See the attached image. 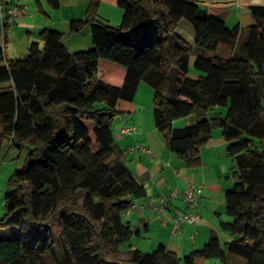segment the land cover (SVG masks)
Segmentation results:
<instances>
[{
    "label": "trees",
    "instance_id": "trees-1",
    "mask_svg": "<svg viewBox=\"0 0 264 264\" xmlns=\"http://www.w3.org/2000/svg\"><path fill=\"white\" fill-rule=\"evenodd\" d=\"M46 1L60 8L59 0ZM110 1L124 11L120 26L101 19L100 0L71 24V34L91 26V50L70 52L67 35L54 30L22 59H8L0 47V84H7L0 88V152L9 141L27 153L7 183L0 216V229L18 227L20 235L0 240V264H106L101 250L121 261L122 247L140 234L123 216L147 191L117 163L113 125L118 104L133 101L143 82L154 89L157 129L187 167H198L213 131H223L238 181L226 193L232 221L221 228L234 240L212 237L184 258L163 245L152 253L131 248L125 262L264 264V6L251 7L244 57H235L240 25L230 28L192 0ZM182 21L192 26L194 47L177 33ZM192 56L197 79L188 75ZM107 67L118 71L115 78ZM217 107L227 109L224 117L211 116ZM190 116L194 126L174 129Z\"/></svg>",
    "mask_w": 264,
    "mask_h": 264
},
{
    "label": "crops",
    "instance_id": "crops-1",
    "mask_svg": "<svg viewBox=\"0 0 264 264\" xmlns=\"http://www.w3.org/2000/svg\"><path fill=\"white\" fill-rule=\"evenodd\" d=\"M59 1L60 8L52 9L46 0H2L4 9L15 5L26 9V15L9 26L6 32L4 46L8 59L25 58L33 43H39L42 47L41 34L48 30L67 35L65 44L72 53L93 49L94 41L90 25L85 26L79 33L71 34L72 22L84 20L92 0ZM100 1L99 14L102 20L110 25L122 21L123 9L110 0ZM192 1L208 9L211 14L223 18L228 26L231 23L230 28L240 25V41L233 55L244 57L243 46L247 40L242 42V45L240 42L244 30L248 38V28L253 24L251 7L264 6V0ZM1 29L0 19V47L3 44ZM177 33L179 34L178 31ZM186 41L194 47L195 37L194 40ZM195 61L196 56H192L189 60V77L198 74ZM109 70L112 72L108 73V79L115 78L114 73L118 71ZM201 75L200 73L198 77ZM117 80L122 83L123 74ZM6 86L7 84H0V88ZM153 100L154 89L147 83H141L133 101H121L118 104L117 110L120 115L113 125V136L119 150L117 163L129 169L147 191L145 198L133 200L134 208L123 216L124 222L133 231L140 233L133 237L130 247L143 252L144 244L141 241L137 246L132 242L136 239H147L151 248L163 245L168 251L184 258L194 251L201 250L212 237H218L222 244L232 242L233 236L222 230L221 223L232 221L227 214L226 193L233 190L238 181L235 175L237 162L228 154L229 144L223 139V131L221 129L213 131L212 141L201 151V164L194 168L187 167L184 161L167 148L164 136L157 129ZM212 112H215L216 116L224 117L227 110L224 112L222 107H217ZM194 124L195 118L190 116L176 120L173 127L181 130ZM125 127H134L136 133L123 134L122 129ZM144 148L147 152L143 150ZM26 154L9 141L4 143L0 152V216L5 211L7 183L23 168ZM189 185L204 187L203 196L199 199L200 205L195 210L198 220L195 225L184 224L175 233L176 218L189 210L188 203L183 198V193ZM174 191H178L177 196L171 199L164 210H160V199L171 195ZM19 235L18 227L0 229V240L17 239ZM207 261L199 258L195 264H208Z\"/></svg>",
    "mask_w": 264,
    "mask_h": 264
},
{
    "label": "built area",
    "instance_id": "built-area-1",
    "mask_svg": "<svg viewBox=\"0 0 264 264\" xmlns=\"http://www.w3.org/2000/svg\"><path fill=\"white\" fill-rule=\"evenodd\" d=\"M26 15V9L25 7H22L20 5H15L12 6L8 9H4L2 0H0V19L2 22V38H3V44L1 48L5 49L4 46V41H5V26H11L13 25L17 20L22 19ZM122 133L125 135H133L136 133V129L134 127H125L122 129ZM147 152V150L144 148ZM204 193V187L202 185H189L184 193H183V198L184 200L188 203L189 210L183 214H180L176 218V224H175V229L174 232L176 233L184 224H189V225H195L198 220V216L195 213V210L199 207L200 202L199 199L200 197L203 196ZM178 194V191H174L171 195L162 197L160 199V210H164L171 199L175 198ZM134 208L132 205L131 211Z\"/></svg>",
    "mask_w": 264,
    "mask_h": 264
},
{
    "label": "rangeland",
    "instance_id": "rangeland-1",
    "mask_svg": "<svg viewBox=\"0 0 264 264\" xmlns=\"http://www.w3.org/2000/svg\"><path fill=\"white\" fill-rule=\"evenodd\" d=\"M105 16V15H104ZM103 18H105V17H103ZM101 19H102V17H101ZM104 20V19H103ZM123 20V19H122ZM253 22H254V19H253ZM122 24V21H120L119 23H115V24H113V25H111V26H113V27H117V26H120ZM229 26H232L231 25V23H229ZM178 32H179V34L181 35V36H183L186 40H188V41H190L191 39L192 40H194V37H195V34H194V31H193V29H192V26L187 22V21H182L181 22V24H180V26H179V28H178ZM247 40V33H246V31L244 30V32L242 33V37H241V42H240V45H242V42H244V41H246ZM197 73L198 74H196V76L195 75H193L191 78H193V79H197L198 78V75H200V72L199 71H197ZM222 109H224V112H226V108H222ZM218 112V111H217ZM214 114H216L215 112L213 113L212 112V114H211V116H216V115H214ZM115 150H116V152L118 153V148H117V144L115 143ZM7 192V191H6ZM5 192V193H6ZM4 193V194H5ZM4 196V195H3ZM84 202V195H82L81 197H79V199H78V203L79 204H82ZM141 241V243H143L144 244V246H143V252H146V253H151L154 249H156L157 247H155V248H151V244H150V242H148V240L146 239V240H140V239H136V240H134L132 243L135 245V246H137V244L139 243ZM139 245V244H138ZM131 246V243H127V244H125L123 247H122V249H121V254H120V256H119V259L121 260V261H126L128 258H129V255L127 254V252L130 250V247ZM208 264H223L222 262H221V260H219V259H209L208 261ZM230 264H245V262H244V260H240V259H231V262H230Z\"/></svg>",
    "mask_w": 264,
    "mask_h": 264
},
{
    "label": "water",
    "instance_id": "water-1",
    "mask_svg": "<svg viewBox=\"0 0 264 264\" xmlns=\"http://www.w3.org/2000/svg\"><path fill=\"white\" fill-rule=\"evenodd\" d=\"M101 257H102V260L106 263V264H114L115 262H112V261H109L105 258V254H104V251L101 250ZM118 264H134V263H129V262H125V261H120L118 262Z\"/></svg>",
    "mask_w": 264,
    "mask_h": 264
}]
</instances>
